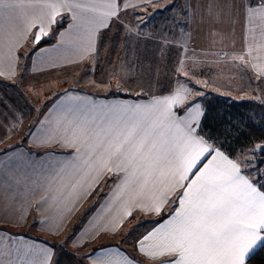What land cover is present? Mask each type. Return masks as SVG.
<instances>
[{
    "label": "snow or ice",
    "instance_id": "1",
    "mask_svg": "<svg viewBox=\"0 0 264 264\" xmlns=\"http://www.w3.org/2000/svg\"><path fill=\"white\" fill-rule=\"evenodd\" d=\"M64 11L71 13L74 22L69 43L80 47L86 41V50L94 51L96 34L118 18L120 4L118 0H0V48L7 47V57L14 58L16 46L33 28L38 27L33 40L38 44ZM241 12L252 25L249 31L258 30L257 51L264 54V0H210L207 6L216 23L222 18L234 21ZM255 59L264 61V55ZM252 67L264 77V62H254ZM188 94L181 86L148 104L113 107L69 122L71 135L65 129L63 136L76 146L77 155L61 162L57 175H78L75 191L84 187L89 176L91 187L105 173H123L113 199L125 205V216L132 214L128 201L146 190L148 203L140 206L159 215L170 196L183 189L171 201L178 207L170 218L138 241L139 252L152 264H248L264 250V185L242 171L247 165L229 158L198 133L203 115L199 104L184 108L183 115L173 110L185 103ZM259 150L264 151V146ZM258 171L264 174V169ZM53 255L54 249L26 246L16 250L15 258L11 251H0V264H52ZM97 256L95 264H143L119 249Z\"/></svg>",
    "mask_w": 264,
    "mask_h": 264
},
{
    "label": "crops",
    "instance_id": "2",
    "mask_svg": "<svg viewBox=\"0 0 264 264\" xmlns=\"http://www.w3.org/2000/svg\"><path fill=\"white\" fill-rule=\"evenodd\" d=\"M163 1L156 0L155 3L146 4L140 0H118V3L120 9L125 10L143 9L145 6ZM209 2L210 0L187 1L192 9L190 35L185 41L190 42L191 50L206 56L209 65L216 60L224 65L229 63L230 67L232 63H239L243 71L256 80L254 82L256 86L257 81L264 83V77L257 75L252 67L254 62H264L255 59L264 55L257 51L258 30L249 31L252 25L246 20L243 12L235 17L234 21L222 18L220 23H216L207 13ZM244 2L247 3L248 0ZM124 3L131 6L124 8ZM53 26V24L50 26L47 36L51 35ZM37 31L38 27L33 28L27 39L19 42L12 59L6 55L7 47L0 48V72L3 73L0 75V251H11L15 258L17 249L23 250L26 246L48 247L54 249L52 264H95L100 258L97 253L119 249L131 259L142 261L143 264H152L138 250V241L148 232L139 237L137 247L134 248H126L119 243H104L107 238L119 236L134 214H145L148 218L157 216L154 212H146L140 206L148 203L147 190L143 196L128 201L126 206L132 214L125 216V205L122 201L113 199L116 185L123 173H105L99 182L91 187L88 185L91 184L93 177L89 176L87 181L83 182L84 187H78L74 191L73 186L80 177L57 175V171L61 162L69 161L77 155L76 146L66 143L63 136L65 129L67 134L71 135L72 126L69 122L90 118L113 107L148 104L155 97L169 95L173 91L158 95L131 93L133 96L125 97L114 93H95L65 87L52 100L42 105L33 104L31 98L21 92L24 89L19 88L17 81L24 80V73H21L20 68L22 62L20 50L33 42ZM241 56L243 60L240 59ZM230 77L233 79V75ZM208 79L210 82L207 96L229 94L224 91L226 74L224 79L220 75ZM219 79L222 80L218 81ZM237 82L238 80L233 82V88L242 89ZM35 85L40 88L39 84ZM183 87L189 90L187 100L179 109L173 110L178 115H183L184 108L191 104H199L204 113L206 100L193 99L194 89L188 85ZM16 88L19 89L18 93ZM211 155L214 153L207 155L199 166L211 159ZM87 191L91 194H86ZM99 191L103 193L97 195L96 192ZM182 191L183 189H178L170 196V202L161 212L170 210V214L153 228L170 218L178 207V202L174 204L171 201L177 200ZM93 196L98 197L96 202L79 219L83 210L91 205L88 202L94 198ZM173 205L175 207L172 209ZM56 239H64L69 246L59 247L56 245ZM89 243L97 246L88 247Z\"/></svg>",
    "mask_w": 264,
    "mask_h": 264
},
{
    "label": "rangeland",
    "instance_id": "3",
    "mask_svg": "<svg viewBox=\"0 0 264 264\" xmlns=\"http://www.w3.org/2000/svg\"><path fill=\"white\" fill-rule=\"evenodd\" d=\"M187 1L164 0L143 9H120L118 18H113L108 27L101 28L96 34L94 51L86 50V41L80 47L69 43L73 39L74 22L70 12H62L57 23L53 24L50 36L43 37L38 44L31 42L21 48L20 68L24 80L17 81L19 88L24 89L21 92L30 97L33 104L42 105L65 87L118 95H158L188 85L195 91L192 93L193 99L207 101L208 78L220 75L224 79L226 74L224 91L229 93L226 96L246 103L252 115H264L263 82L257 81L256 86V80L249 77L239 63H232V68L229 63L224 65L218 60L209 65L206 56L191 50L190 42L185 41L190 35L192 9ZM61 33L64 35L61 36ZM45 39L50 41L43 42ZM232 75L233 79L230 77ZM236 80L242 89L233 88ZM35 84H39L40 88ZM16 89L18 93L19 89ZM212 96L215 95L210 98ZM259 146L264 144H257L252 149L253 154L259 152ZM253 160L249 159L251 165ZM247 169L252 176H256L260 173L258 170L264 169V164L260 169H251V166H247ZM260 181L264 183V177ZM93 197L89 204L96 198ZM86 209L81 215L84 216ZM145 218L136 217L138 220L121 230L119 236L107 238L104 243L137 247L139 237L159 223L149 226ZM55 241L59 247L69 246L64 239ZM92 246L97 245L88 244V247Z\"/></svg>",
    "mask_w": 264,
    "mask_h": 264
},
{
    "label": "trees",
    "instance_id": "4",
    "mask_svg": "<svg viewBox=\"0 0 264 264\" xmlns=\"http://www.w3.org/2000/svg\"><path fill=\"white\" fill-rule=\"evenodd\" d=\"M49 41V39H45L43 42ZM119 95L125 97L133 96L127 93H120ZM210 97L206 101V108L198 127V133L204 136L215 148L222 150L234 160L241 162L242 165L251 166V169L262 168L264 164V151L259 150L257 154H253L252 149L257 144H264V115H252L245 106L246 103L230 96L215 95L212 96L213 98ZM249 159H254L252 165L249 163ZM242 170L251 175L247 167H242ZM252 177L258 182V185H264V183H260L264 174L259 173ZM96 193L98 195L99 193H103V191ZM97 198L89 205L88 210L94 205ZM173 207L175 205L172 206V209ZM169 214L170 210H167L157 216L145 219L148 220L147 224L151 226L162 221ZM81 217L83 215L79 219ZM136 217L143 218L145 214H134L129 218L125 227L130 225L131 222L137 221ZM248 264H264V250L259 251L257 255L248 261Z\"/></svg>",
    "mask_w": 264,
    "mask_h": 264
}]
</instances>
